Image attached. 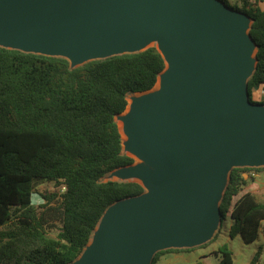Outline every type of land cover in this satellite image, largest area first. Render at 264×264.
<instances>
[{
	"label": "water",
	"instance_id": "95a60500",
	"mask_svg": "<svg viewBox=\"0 0 264 264\" xmlns=\"http://www.w3.org/2000/svg\"><path fill=\"white\" fill-rule=\"evenodd\" d=\"M229 10L219 0H0V40L16 47L80 64L158 37L173 63L164 92L128 120L131 150L169 168L142 173L153 193L113 206L75 264H151L165 248L203 244L221 225L231 170L264 166V106L248 93L250 20Z\"/></svg>",
	"mask_w": 264,
	"mask_h": 264
},
{
	"label": "trees",
	"instance_id": "16d2710c",
	"mask_svg": "<svg viewBox=\"0 0 264 264\" xmlns=\"http://www.w3.org/2000/svg\"><path fill=\"white\" fill-rule=\"evenodd\" d=\"M219 1L251 21L257 53L248 93L264 106L254 95L264 86V0ZM166 66L155 47L76 68L63 57L0 47V264H72L110 208L145 193L139 183L104 179L134 163L123 154L116 120L128 96L152 90ZM252 171L233 168L220 203L222 219L233 222L230 236L248 245L264 223V203L242 195ZM44 182L55 191L37 206L35 185ZM216 254L218 264H234L228 247Z\"/></svg>",
	"mask_w": 264,
	"mask_h": 264
},
{
	"label": "rangeland",
	"instance_id": "374dc122",
	"mask_svg": "<svg viewBox=\"0 0 264 264\" xmlns=\"http://www.w3.org/2000/svg\"><path fill=\"white\" fill-rule=\"evenodd\" d=\"M227 1L231 5H236L237 3L238 4L241 3V1L243 0H227ZM250 1H254V0H250ZM263 7H264V4H263ZM229 11L235 13L232 10H229ZM249 24L251 25V21L249 22ZM148 42L147 44L137 43L128 50H118L108 55L94 56L80 64L73 63L72 58L68 54H65V53H51L47 51L23 49L21 47H16L7 41H1V40H0V47H6L9 49H13V50L17 49V50H20L26 53H36V54L47 55V56L63 57L70 61L72 67L76 68V67L82 66L94 60H101V59H105V58H108L114 55H120V54H125V53H137V52L145 51L152 47L157 48L159 51L162 52V54H164L163 51L161 50L160 38L153 37ZM256 53H257V49L255 47L253 51L251 52V54L254 55L253 59L251 60V62L253 63V66L256 65ZM166 64H167L166 70L163 72V74L158 80V83L160 82V80L163 83V89L156 91V86L158 85L157 83L155 88L151 91H148L142 94L139 93V94H133V95L128 96V106L125 112L119 115L116 119L119 127H120L121 121L126 122L125 132L129 133V121H128L129 116L127 117L126 115L129 109H132V114H133L136 103L141 102V101H146L150 96H155L159 93L164 92L165 75L170 69L173 68L172 66L173 63L170 60L166 59ZM250 78H251V75L248 77L247 81H249ZM254 95H255L256 102H260V103L264 102V86H262L257 92H255ZM122 146H123V154L134 159V164L126 168L118 169L108 174L106 178L104 179L105 182L107 181L136 182L141 185H145V179L142 176L143 172H163L169 168L167 165H164L158 162H152L146 159H144L142 162H139L135 157L130 155L129 150L127 151L124 149V141L122 142ZM240 167H246V166H240ZM251 168L255 170L252 172H254L255 175L257 176L256 177L252 176L254 179L249 182V185L247 187H245L246 188L245 192L250 191L251 193L255 195V197L258 200L264 201V166L251 167ZM245 178L248 179L249 175L245 174ZM228 183L229 181H227L224 189L221 192V195L219 197V203H221L222 201V198L224 196ZM146 188L147 189H146L145 194L153 193V191L150 188H148L147 186ZM53 191H55L54 184H49L45 182L37 183L35 185V194L33 196L34 204L37 206L44 204L45 202L41 196L51 193ZM245 192H243L242 195L245 194ZM105 217L103 218L100 225L97 227L96 231L94 232L92 239L88 247L84 251V253L73 264L77 263L88 251L92 250L96 246L97 236L99 235V232L104 224ZM232 226H233V222L230 218H227V217L223 218L221 225L218 226L211 233L210 237L203 244L198 245V246L169 247V248L160 250L163 252L180 250L181 252L165 253L163 256H161L157 264H218L220 262V257L217 256L216 252L223 246L228 247L229 250L233 253L234 264H264V223L260 231L259 239L250 245L246 244L240 235H237L234 238L230 236V231L232 229ZM160 251H158L157 253H159Z\"/></svg>",
	"mask_w": 264,
	"mask_h": 264
},
{
	"label": "bare ground",
	"instance_id": "6f19581e",
	"mask_svg": "<svg viewBox=\"0 0 264 264\" xmlns=\"http://www.w3.org/2000/svg\"><path fill=\"white\" fill-rule=\"evenodd\" d=\"M249 27H250V24L248 23V27H247V29H246V31H245V34H248V31H249ZM149 43V42H148ZM146 44H147V42H146ZM151 44V43H150ZM150 46V45H149ZM160 46H162V41H161V43H160ZM254 54V53H253ZM253 54H250L247 58L249 59V60H252L253 59V57H254V55ZM161 89H163V83L161 82V80H160V82L158 83V85L156 86V91L157 90H161ZM132 103V102H131ZM132 115V109H129V111H128V113L126 114L127 115V117L129 116H131ZM125 116V115H124ZM129 119V118H128ZM123 120V119H122ZM119 123V122H118ZM126 127V122L125 121H121L120 122V130H121V133H122V136H123V141H124V149L125 150H129V153H130V155H132L133 157H135L139 162H142L143 160H144V158H141L140 156H138L136 153H134L132 150H131V147H130V143H131V139H132V137H131V135L128 133V132H125V128ZM130 148V149H129ZM226 183H227V177H226V179H225V185H226ZM223 190V189H222Z\"/></svg>",
	"mask_w": 264,
	"mask_h": 264
},
{
	"label": "crops",
	"instance_id": "0c3cea01",
	"mask_svg": "<svg viewBox=\"0 0 264 264\" xmlns=\"http://www.w3.org/2000/svg\"><path fill=\"white\" fill-rule=\"evenodd\" d=\"M246 189V188H245ZM245 189H244V191L243 192H245ZM245 193H251L250 191H246ZM252 195H254L253 193H251ZM255 196V195H254ZM256 198V197H255ZM257 199V198H256ZM258 200V199H257ZM259 202H261V203H264V201L263 200H258Z\"/></svg>",
	"mask_w": 264,
	"mask_h": 264
},
{
	"label": "built area",
	"instance_id": "2783aa9c",
	"mask_svg": "<svg viewBox=\"0 0 264 264\" xmlns=\"http://www.w3.org/2000/svg\"><path fill=\"white\" fill-rule=\"evenodd\" d=\"M251 175H252L253 177H256V176H257V175H255V173H254V172H252V173H251Z\"/></svg>",
	"mask_w": 264,
	"mask_h": 264
},
{
	"label": "flooded vegetation",
	"instance_id": "af4514ba",
	"mask_svg": "<svg viewBox=\"0 0 264 264\" xmlns=\"http://www.w3.org/2000/svg\"><path fill=\"white\" fill-rule=\"evenodd\" d=\"M134 164V163H133Z\"/></svg>",
	"mask_w": 264,
	"mask_h": 264
}]
</instances>
